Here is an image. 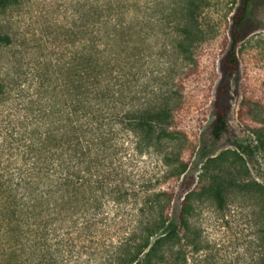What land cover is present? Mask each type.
<instances>
[{"label":"trees","instance_id":"16d2710c","mask_svg":"<svg viewBox=\"0 0 264 264\" xmlns=\"http://www.w3.org/2000/svg\"><path fill=\"white\" fill-rule=\"evenodd\" d=\"M20 2L0 0V11ZM134 2H102L100 25L85 31L89 39L64 61L46 64L44 77L36 74L39 98L28 103L31 108L7 107L11 83L1 77L0 264H231L213 251L194 212L205 200L220 204L234 187L261 197L259 250L251 264H264V188L239 184L242 166L235 159L224 165L223 153L212 159L220 163L208 183L192 186L185 179L194 146L179 114L195 101L185 99L184 84L201 73L195 49L208 41L200 24L208 1L179 0L167 7L172 40L162 44L159 59L173 54L179 64L165 89L146 79L152 61L138 56L134 18L122 24L120 17L135 11ZM253 2L238 1L229 46L218 62L209 125L215 140L228 132L226 95L239 69L238 45ZM1 29L3 52L14 38ZM0 66L8 76L1 57ZM256 136L264 146L261 130ZM147 155L157 157L158 172L148 169ZM180 191L184 196L173 214Z\"/></svg>","mask_w":264,"mask_h":264},{"label":"rangeland","instance_id":"374dc122","mask_svg":"<svg viewBox=\"0 0 264 264\" xmlns=\"http://www.w3.org/2000/svg\"><path fill=\"white\" fill-rule=\"evenodd\" d=\"M108 1L112 3L113 0H21L17 6L0 11L1 30L14 38L11 48L0 51L1 61L9 66L8 76L0 66V79L5 77L11 83L7 107L18 104L32 107L28 103L39 98L36 74L44 77L46 64L64 61L74 47L89 39L85 31H89L91 25L94 28L100 25L102 2ZM178 1L135 0V11L120 17L122 24L134 18L132 32L137 49L141 48L138 56L144 59L150 56L152 61L146 79H150L151 85L164 89L169 86L170 77L179 64L173 54L165 56L164 62L159 59L163 54L162 44L170 46L172 40L173 16H169L167 7ZM207 1L200 24L208 41L195 49L201 73L188 78L184 84L185 99L193 96L195 101L192 107L179 114L188 145L194 146L192 156L186 157L185 179L192 186L200 187L208 183V175L217 172L220 162L230 165L235 159L242 166L239 184L256 183L264 188V146L256 136L260 130L264 134V0H254L248 31L238 45L239 69L226 95L228 132L218 140L209 132L215 88L220 79L218 62L228 49L231 17L239 0ZM141 40L146 44L140 46ZM212 60L215 65L211 64ZM244 99H247L249 111L243 113L245 121H242L239 111ZM222 153L220 162L212 161ZM144 160L148 169L153 168V173L161 169L154 155H147ZM183 196L184 192L177 194L172 204L173 214L177 213ZM260 201L257 192H242L234 187L220 204L215 199L205 200L194 212V220L203 236L214 247L213 251L218 250L219 256L223 260L226 258L228 263L251 264L258 255L256 235L262 216Z\"/></svg>","mask_w":264,"mask_h":264}]
</instances>
